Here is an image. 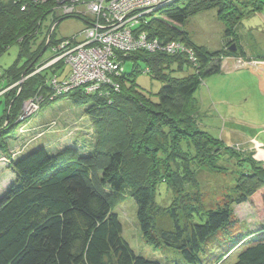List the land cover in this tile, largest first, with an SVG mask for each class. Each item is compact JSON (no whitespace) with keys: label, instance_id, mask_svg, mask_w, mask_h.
Returning a JSON list of instances; mask_svg holds the SVG:
<instances>
[{"label":"trees","instance_id":"1","mask_svg":"<svg viewBox=\"0 0 264 264\" xmlns=\"http://www.w3.org/2000/svg\"><path fill=\"white\" fill-rule=\"evenodd\" d=\"M87 1L91 0L74 2L77 10L64 14L60 0H0V57L18 45L22 62L0 74L7 80L0 93L9 90L4 93L5 110L0 112V154L8 153V140L16 127L31 123L25 134L18 127L26 144L12 154L9 168L14 180L0 195V264H161L137 255L122 236L115 209L129 198L137 205L144 240L155 248L178 251L187 264H220L233 251L238 253L234 264H264V226L262 233L245 239H239L233 229L238 222L235 205L250 204L257 214L264 211V161L255 159L252 149L238 152L202 129L196 98L205 78L222 72L223 60L234 57L249 62L238 29L245 17L264 8V0H172L145 15L136 32L146 33L161 46L179 41L193 50L195 62L187 53L169 54L162 48L115 51L119 70L111 84L94 94L77 88L57 96L51 81L55 71L59 81L69 78L60 79L64 61L33 72L55 57L54 46L83 30L57 38L62 22L76 18L89 25V15L82 14L85 9L78 11ZM213 10L224 25V45L218 51L194 44L184 30L190 19ZM233 44L237 52L228 50ZM49 49L52 58L39 64V56ZM129 62L132 68L126 72ZM141 63L145 70L140 69ZM142 73L163 84L158 93L140 88L137 78ZM178 73L184 76L176 77ZM37 94L44 98L39 111L66 97L85 106L91 126L86 130L91 135L89 150L82 138L68 144L73 135L67 131L53 135V142L33 141L34 135L46 133L43 127L50 130L57 124L53 120L46 127L33 126L30 118L39 111L20 120L23 104ZM80 132L77 129L76 138ZM225 155L244 171L234 186L224 189V203L208 208L197 171L228 173L229 167L219 164ZM186 183L194 184L192 193H185ZM160 184L172 194L169 208L157 202ZM162 213L171 217V231L157 229ZM227 245L234 248L219 254Z\"/></svg>","mask_w":264,"mask_h":264},{"label":"rangeland","instance_id":"2","mask_svg":"<svg viewBox=\"0 0 264 264\" xmlns=\"http://www.w3.org/2000/svg\"><path fill=\"white\" fill-rule=\"evenodd\" d=\"M78 7V11L85 9L83 6ZM155 15L159 16L158 12ZM241 24L239 33L243 37L244 43L249 44L251 51L257 50L260 53H264V45L261 43L262 36H264V10L260 14L246 17L242 20ZM46 26L48 25L46 24ZM84 27L85 22L82 19H67L57 28V38L72 35L84 29ZM53 29L49 31L48 39ZM184 30L190 34L193 41L199 46H204L210 51H218L223 48L224 25L218 20L215 10L196 15L186 23ZM43 32L45 34L46 29ZM43 37L44 35L39 38L37 44L44 39ZM47 43H49V40H47ZM45 51L39 56V64L48 61L53 56L50 49ZM19 52V46L14 45L0 57V74L2 76L14 64L22 65V62H19ZM262 64L264 63H254V61L250 63L246 60L228 57L223 60L222 72L205 78L196 93V98L199 102L198 122L201 124L200 127L213 137L223 141L226 146L236 148L238 152H246L252 149L255 152V159L258 161H264V148L259 145H264V65L263 68L259 66ZM42 66L43 64L38 66L33 74L44 72L48 69L47 65ZM139 67L145 70L144 64H139ZM131 68V62L124 66L126 72H130ZM70 73V66H65V72L60 79H66L70 76ZM183 76L184 74L182 73L176 74V77ZM24 81L25 79L20 81L21 87ZM137 83L142 90L151 94L158 93L163 86L162 83L152 79L147 73L140 74L137 78ZM6 87L7 80L0 78V91ZM7 91L9 90L0 93L1 115L6 107L4 93ZM84 110V105L72 103L69 97L43 105L41 110L30 118L33 126L41 125L40 127H46L53 120L57 121V124L50 130L43 127L42 130L46 131V133L34 135L33 141L36 143L45 139V141L51 140L50 142H53L52 140L55 139L53 135L61 136L64 131H67L66 134L73 135L68 144L72 140V143H74L75 139L82 138L81 142L86 141L87 143L85 150H89L91 148V135L86 132L89 131L91 126ZM30 126L29 120L17 126L11 136L12 139L8 140V153L0 154V195L14 180V175L9 168L10 159L13 157L12 154L19 151L26 144L25 140L22 141L23 137L20 135L18 127H23L21 132L25 134L26 132L24 131H28ZM77 129H80L82 133L80 132L81 137L76 138L75 133ZM32 143L30 144L32 145ZM51 150L54 151V149ZM226 158L227 155L221 156L219 164L225 167L228 166V173H209L204 169L197 171V180L200 183L201 192L204 194V203L208 208H215L224 203V189L234 186L236 178L244 171L238 162H228ZM193 187L194 184L186 183L184 186L185 193H192ZM170 195L172 194L168 191L167 186L160 184L157 191V202H159V205L169 208ZM233 209L235 217L238 220L233 229L236 228L234 234L239 235V239H245L250 235L263 232L264 211L257 214L250 204L235 205ZM115 212L118 214L123 226L122 236L124 240L137 255L151 261H158L161 264H187L178 251L167 247L155 248L144 240L137 219V205L132 198L120 204L115 209ZM179 215L180 222L185 225L186 220L183 214L179 213ZM172 226L173 222L167 213H162V215L158 216L157 229L159 231H171L173 229ZM233 248L234 245H227L219 254H225ZM237 255L238 253L233 251L232 256L227 260L221 261L220 264H234Z\"/></svg>","mask_w":264,"mask_h":264},{"label":"built area","instance_id":"3","mask_svg":"<svg viewBox=\"0 0 264 264\" xmlns=\"http://www.w3.org/2000/svg\"><path fill=\"white\" fill-rule=\"evenodd\" d=\"M79 1L81 0H60L63 13L69 14L76 11L77 6L74 2ZM171 1L91 0L83 4L85 11L82 14L89 15V25L69 40L54 46L52 51L55 57L44 65L50 68L64 61V67L71 68L69 78L62 82L58 79L59 71H55L51 81L54 95L59 96L77 88L84 89L87 94H94L103 86L111 84L112 76L118 74L119 70L115 51L130 53L144 49L154 52L162 48L169 54L187 53L195 62L193 50L179 41H171L161 46L158 40L149 39L146 33L136 32L145 15L161 9ZM115 87L118 88V86ZM43 99L42 95L37 94L27 100L23 105L20 120L38 112Z\"/></svg>","mask_w":264,"mask_h":264},{"label":"crops","instance_id":"4","mask_svg":"<svg viewBox=\"0 0 264 264\" xmlns=\"http://www.w3.org/2000/svg\"><path fill=\"white\" fill-rule=\"evenodd\" d=\"M264 10V8L260 11V12H258V13H255V14H260L262 11ZM255 14H252V15H255ZM251 16V15H250ZM247 17H249V16H247ZM246 18V17H245ZM244 18V19H245ZM243 19V20H244ZM242 26V24H240L239 25V29H240V27ZM239 29H238V32H239ZM251 30H254V29H251ZM239 36H240V45H241V47L243 48V50H244V52H245V58L247 59V60H249V62L250 63H252L253 61H254V63H264V61H263V59H264V53H260V52H258L257 50H255V51H251V48H249V44H247V43H244V41H243V37H241V35H240V33H239ZM191 40H192V42L194 43V44H196L194 41H193V39L191 38ZM261 43H263V45H264V36H262V40H261ZM197 45V44H196ZM224 45V44H223ZM201 46V45H200ZM259 60V61H258ZM252 61V62H251ZM263 65L264 64H262V65H259V66H261L262 68H263ZM0 111H1V107H0ZM259 145H261L263 148H264V145L263 144H259Z\"/></svg>","mask_w":264,"mask_h":264},{"label":"water","instance_id":"5","mask_svg":"<svg viewBox=\"0 0 264 264\" xmlns=\"http://www.w3.org/2000/svg\"><path fill=\"white\" fill-rule=\"evenodd\" d=\"M229 51H231V52H237V46H236V44L231 45L229 47Z\"/></svg>","mask_w":264,"mask_h":264},{"label":"bare ground","instance_id":"6","mask_svg":"<svg viewBox=\"0 0 264 264\" xmlns=\"http://www.w3.org/2000/svg\"><path fill=\"white\" fill-rule=\"evenodd\" d=\"M81 1H86V0H81ZM88 2H86L85 4H87Z\"/></svg>","mask_w":264,"mask_h":264}]
</instances>
